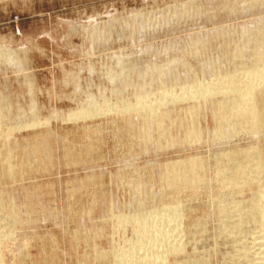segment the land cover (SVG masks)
Here are the masks:
<instances>
[{
  "label": "rangeland",
  "instance_id": "1",
  "mask_svg": "<svg viewBox=\"0 0 264 264\" xmlns=\"http://www.w3.org/2000/svg\"><path fill=\"white\" fill-rule=\"evenodd\" d=\"M239 1H241V4ZM250 1L254 6H251ZM250 1L244 0L246 3H243V0H0V112H2L0 113V133H12L7 137L0 136V157L4 156L6 151H12L10 162L12 158L16 157V159H12L14 161L11 164L13 163V167H18L10 169L9 173L12 174L8 177L6 176L8 172L4 173L5 176L0 175L3 178L0 177V226L4 227H0V233L8 234L3 239L0 235L2 264H116L114 260L117 253L121 254L122 251H126L129 244L135 241L134 226L130 225L132 221L128 224V220H123V218L130 217L137 210L138 216L140 213H146V211L147 213L157 210L160 212L170 198L168 199L166 196L165 198L162 194H159L161 193L160 189L165 185L163 181L161 184L160 180L162 178L159 169L161 166L171 164V162L188 158L206 159V177L213 182V184L211 182V190L202 186L180 191V196L177 195L176 198L180 199L179 216L182 214V218L178 217L176 221L174 219L173 221L168 219V222L162 221L164 223L172 222L169 223L170 227L164 223L161 224L162 226L158 224L159 219L155 221L152 219L151 224H155L157 221V225L155 224L157 227L166 225V230L165 227L163 228L166 232H168L167 227L169 231L172 230L168 234L171 235L170 233H172L174 236L170 237H174L173 239H178L176 228L173 227V225H178V222L183 225L180 224L183 229L194 222L206 227L211 233L215 234L202 256L204 259L211 257L209 260L212 261V264H234L236 259H239L238 257L242 261V257L239 256L242 253H236V250L234 251L229 246L230 242V245H232L233 242L237 241L241 247H247L251 252L254 250L251 255L259 253L258 248L261 247H257L254 244V239L252 240L254 236L256 237V233L252 236L250 234L253 233L240 234L237 232V238L235 233L233 236L231 235L232 237L230 235L228 238L223 237L221 234L216 233L219 231L217 229L220 226L219 222L213 218L208 219L206 215L208 212L206 211H208V206L212 205L213 197L226 190L221 184L222 179L217 177V180L216 178L218 162H222V160L216 162L214 161L215 158L230 151L245 152L251 147H256L255 150L258 155L264 157V119L255 127L257 129L254 128L252 132L248 129L246 131L245 129H239V134L237 132L233 134V137L231 135L232 139L228 137L214 140L216 135L214 132L218 127V122H215L214 116H212L210 109L206 108V105L202 106V109L200 108L199 117H195L193 121V118L191 119V116L185 110H182L183 108L186 109V103L177 102L178 105H175L174 108V104L168 102L170 94L174 97L177 96L176 93L182 94L181 91L184 89L183 86L186 85V82L188 86L186 85L185 88H189L194 84L202 88L204 85L206 87V84L208 86V82L220 81V77L223 78L231 72L234 73L237 71L236 66L240 73L239 67H241V64L239 66L238 64L245 59L250 61L253 58V53L249 50L245 54L242 53L241 56L240 54H234L232 51L237 41V45L240 47L244 44V38L242 39L243 42L239 40H241V36L245 37V33H249V43L251 45H259L262 42L261 45L263 46L261 47H264V34L262 33V30H264V1L257 2L253 0L254 3L252 0ZM188 3L194 11H191L188 7ZM232 3L236 6H232ZM184 4L186 8H189L190 14L184 8ZM177 5H183V7L181 6L184 8L183 12L179 9L181 7ZM240 6L243 8H240ZM195 8L198 10L202 8V10L195 11ZM250 9L251 11H249ZM172 11L176 13L173 15L171 14ZM191 13H195V16ZM163 14H165V18ZM156 17L158 19L162 18L158 20ZM169 17L170 19H167ZM142 18H144L143 21ZM145 20H147V24ZM153 20L155 24H153ZM167 22H170V24ZM142 23L145 24L144 27L149 26H146V29L150 28V32L145 31L144 27L142 29ZM153 25L154 27H151ZM225 31L226 33L223 34ZM234 32L236 34L232 35ZM222 34L227 36L224 37ZM212 39H219V42ZM226 40L227 44L229 43L228 46L222 42H226ZM201 41H207L208 45H205L204 48L203 45L206 43L204 42L201 45ZM216 42L217 44H215ZM194 44L196 46L192 47ZM208 46L210 48H206ZM199 47L202 48L200 51ZM213 47L215 50H213ZM190 49H193V52ZM227 51H229L228 54ZM256 51L260 53L263 50L256 49ZM4 52H6V55ZM232 53L234 55H231ZM246 53L249 59L245 56ZM229 56L233 58L227 60L229 61L227 62L226 59H230ZM173 58H181L182 64H180L179 59L171 60ZM184 60L185 63H183ZM209 60L212 62H209ZM157 63L158 65L162 63L159 66L164 67L165 70L158 67ZM229 63L235 64L228 68L231 66ZM210 65L215 70L209 69ZM154 66L157 68H154ZM143 68L145 72H142ZM202 69H205V71L207 69V71L205 72ZM232 69L235 71H232ZM151 70L155 71L152 72ZM187 70H190V72ZM202 71L205 74H202ZM213 71L221 73H219L220 76L217 77V80L216 75H214L217 72L214 73ZM163 72H165V76ZM185 73H187V78ZM208 73H213V76ZM167 74L168 76H166ZM174 74L177 75L174 76ZM153 76L156 81L153 80ZM237 76L241 77L242 75L237 74ZM162 77L167 79L164 80ZM192 77L197 78L198 81ZM160 78L162 82L159 80ZM172 78H176V81ZM177 78L180 79L182 85L184 84L183 86ZM242 78L243 76L240 79ZM187 79L190 81L188 82ZM193 80L194 83H192ZM157 81L160 83H157ZM202 81L204 84L201 85ZM142 82L146 84L143 85ZM176 83L179 86H176ZM141 99H144L142 102H147V104L154 103L156 100H165L170 109L174 108L171 111L169 109L171 115L167 116L166 114L165 118L161 117L163 120L161 119L160 124L162 125L159 129L156 126L154 129L151 128L152 131H150V134L148 133L149 136L141 133L144 123L142 119L138 118V113H134V111L126 112L128 108L139 105ZM261 106H264L263 103L259 105V107ZM125 107L126 109H124ZM95 108L104 110L103 115L95 114L92 116L93 118L89 117L87 119L86 117L77 120L69 117L71 114L78 113L83 109L92 110ZM110 108L111 110H108ZM114 108L115 111L112 110ZM183 117L186 118L187 122L185 121V123L189 127L181 123ZM8 120L9 122H7ZM30 124L33 128L31 126L30 128H28L29 126L25 127V125ZM32 124L37 125L38 128ZM15 125L23 128L17 129ZM190 127H192L191 129L195 128L193 131L199 130L198 132H200L202 130V133L200 132L202 136L199 135V140L194 139V141L191 137L189 138L188 135L190 134L188 133H190V130L188 129ZM47 134L50 136H47ZM43 138L47 145H44ZM49 138L51 141H49ZM36 140L41 143V146L44 145V148H39L34 157L32 154H28L29 152H24L26 150L24 148L28 147L25 146L26 144H30L29 147L33 146ZM175 140L176 142H174ZM159 145L162 146L159 147ZM64 151H67V153H64ZM221 156L219 157L223 158ZM209 157H213L212 160L211 158L209 160ZM85 160L87 161L85 162ZM21 163L27 167H20L22 166ZM225 163L227 164L226 161ZM215 164H217V167ZM220 189L224 190L219 191ZM137 190L141 192H137ZM138 194L141 197L140 199L145 198L142 197L144 195H157V197H150V202L146 203V207H142L144 211L139 212L141 208L137 206V203L135 205V202L140 200ZM227 194L228 192H225L223 197L227 198ZM228 198L225 201H228ZM243 199L246 198H240V200ZM163 203L164 205H162ZM10 206L15 208L16 213H19L17 215H20L18 217L20 224L16 222L14 226L9 225L7 214H4V212H8ZM28 212L34 214L29 215ZM118 217L127 223L120 222L121 220ZM216 235H219V237ZM232 239L237 240L233 241ZM261 249L264 250V247ZM189 252L191 254L189 253L184 259L189 260L199 257V255L192 253V248L189 249ZM233 252L236 254L233 255ZM92 253L94 254L91 255ZM101 253L107 255H100ZM236 255L238 256L236 257ZM254 256L252 257L254 258ZM231 257L236 259L233 260ZM96 258L102 259L96 262ZM172 261V258L169 259V262Z\"/></svg>",
  "mask_w": 264,
  "mask_h": 264
},
{
  "label": "bare ground",
  "instance_id": "2",
  "mask_svg": "<svg viewBox=\"0 0 264 264\" xmlns=\"http://www.w3.org/2000/svg\"><path fill=\"white\" fill-rule=\"evenodd\" d=\"M210 1H213V0H210ZM246 1V0H245ZM250 1V0H249ZM255 1H261V0H255ZM264 0H262L263 2ZM234 2V1H233ZM238 2V1H237ZM253 2V0H252ZM239 3L241 4V1H239ZM243 3H246L244 2L243 0ZM242 3V5H243ZM251 3V1H250ZM254 3V2H253ZM189 4V8H190V3ZM229 5L231 3H228ZM248 4V2H247ZM252 4V3H251ZM179 5V4H178ZM177 5V6H178ZM211 5V4H210ZM228 5V6H229ZM250 5V4H248ZM256 5V4H255ZM183 7V5H181ZM181 6H178V7H181ZM199 6V5H198ZM232 6H236V5H233L232 3ZM251 6H254L253 4ZM259 6V5H258ZM257 6V7H258ZM175 7V6H174ZM179 8L181 12H183V9L186 8V5L184 4V8ZM192 7L194 8V6L192 5ZM242 6H240L241 8ZM264 7V5H263ZM189 8H186L187 10ZM199 8V7H198ZM206 8V7H205ZM208 8V7H207ZM232 8V7H231ZM243 8V7H242ZM260 8V7H258ZM174 9V8H172ZM170 9V10H172ZM176 9V7H175ZM178 9V8H177ZM178 9V10H179ZM191 9V8H190ZM220 9V8H219ZM233 9V8H232ZM231 9V10H232ZM238 9V8H237ZM245 9V8H244ZM249 9V7H248ZM187 10H184L185 12ZM200 10V9H199ZM197 8H195V11H199ZM202 10V8H201ZM200 10V11H201ZM179 11V12H180ZM191 11H194L191 9ZM204 11V10H203ZM235 11V10H233ZM239 11V10H238ZM251 11V9L249 10ZM262 11V10H261ZM167 13V11H165ZM176 12L178 13V11L176 10ZM176 12H171V14L174 15V13ZM184 12V13H185ZM189 12V10L187 11ZM245 12V10H244ZM258 12V11H257ZM256 12V13H257ZM260 12V11H259ZM168 13H170L168 11ZM196 13V12H195ZM194 13V14H195ZM198 13V12H197ZM190 14V12H189ZM193 13H191L192 15ZM193 14V15H194ZM203 14V13H202ZM152 15V14H151ZM162 15V14H161ZM160 15V16H161ZM164 15V18H165V14ZM179 15V14H177ZM184 15V14H183ZM188 16V14H186ZM185 15V16H186ZM169 16V14H168ZM176 16V15H175ZM182 16V15H181ZM190 16V15H189ZM195 16V15H194ZM154 17V16H152ZM158 17V16H157ZM156 17V18H157ZM172 17V16H171ZM174 17V16H173ZM178 17V16H177ZM176 17V18H177ZM183 19H185L184 16H182ZM193 17V16H192ZM150 18V17H148ZM155 18V17H154ZM162 17H160L161 19ZM127 19V18H126ZM144 18H142L141 20L143 21ZM147 19V18H146ZM158 19V18H157ZM158 19V20H160ZM167 19H170L167 18ZM180 19V18H178ZM177 19V21H178ZM182 19V18H181ZM180 19V20H181ZM140 20V21H141ZM149 20V19H148ZM156 20V19H155ZM164 20V19H163ZM122 21V20H121ZM138 21V20H137ZM139 21V22H140ZM141 21V22H142ZM146 24H147V20H145ZM154 21V20H153ZM152 21V22H153ZM157 21V20H156ZM175 21V19H174ZM138 22V23H139ZM152 22H151V25H152ZM159 22V21H158ZM157 22V23H158ZM160 22H164V21H160ZM171 22H172V18H171ZM135 23V21H134ZM168 23V22H167ZM119 24V22H118ZM149 24V23H148ZM153 24H155V21L153 22ZM160 24V23H158ZM166 24V23H165ZM163 24V25H165ZM170 24V22L168 23ZM177 24V23H176ZM123 25V24H122ZM139 25V24H138ZM143 26L142 29H146V25L144 27L145 24L142 23ZM150 25V24H149ZM167 25V24H166ZM162 26V24H161ZM140 27V26H139ZM144 27V28H143ZM149 27V26H148ZM151 27H154L151 26ZM156 27V26H155ZM160 28V26H158ZM165 27V26H164ZM162 28V27H161ZM260 28V27H259ZM262 28V27H261ZM115 29V28H114ZM119 29V27H118ZM141 29V30H142ZM150 29V28H149ZM145 30V31H148L150 32V30ZM156 29V28H155ZM158 29V28H157ZM116 30V29H115ZM154 30V29H152ZM253 30V29H252ZM255 30V29H254ZM259 30V29H258ZM144 31V32H145ZM141 33V32H140ZM225 32H223V34H225ZM258 33V32H257ZM260 33V32H259ZM262 33L264 34V30H262ZM222 34V36H224ZM236 33H232V35H235ZM242 34V33H240ZM239 34V35H240ZM213 35V34H212ZM229 35V34H228ZM238 35V34H237ZM244 35V34H243ZM256 35V34H255ZM219 36V34H218ZM227 35H225L224 37H226ZM231 36V35H230ZM229 36V37H230ZM260 36V35H259ZM223 37V38H224ZM234 37H237V36H234ZM257 37V36H256ZM244 38V44L240 47L239 45H237L238 43V39L235 41L236 44L235 46H233L234 50L233 53L234 54H241L244 53L249 50L251 51V53H253V58L250 59V61L246 60L245 57H243L245 60L244 61H248V62H244V61H241L242 63H239L238 66L240 65L241 67L240 68V73L238 72L239 70L237 69L238 67L236 66V70L235 71L234 69H232V71L234 70L235 72H231V74L229 73H226V74H229L228 76L225 75L226 77H223L221 78L220 77V81L216 82L214 81L209 83L208 82V86L206 84V87L205 85L201 88L199 86H196V84L194 85H189L190 87H186L188 89L185 88V86L187 84V82L185 83L186 85H182V82L180 81L179 78V81L181 82V85L184 87V89H182V94H177L176 97H174L173 93L171 96H169V99H166V100H169L168 102H171L170 104H174V108L176 107L175 105H178L177 102H180V103H186L185 107L186 109H182V110H185L186 113L191 116V119L194 121L195 117H199L198 116V113H199V110L202 106L206 105V108L208 107L210 109V112L212 113V116H214L213 118H215V122L217 121L218 123V127L216 128V132H214L216 135H215V139L216 138H219V140L221 139H225V138H231V135L233 137V134L237 133L239 134V129H245V131L248 129V131L251 130H254V128L260 123V121L262 119H264V106H261L259 107V105L261 103H263L264 105V47H261L263 45L262 42L261 44L257 45H251L249 43V33H245V37H242L241 36V40L239 41H242V39ZM216 39V38H215ZM215 39H212L213 41H217L219 42L218 40H215ZM220 39L222 40V38L220 37ZM240 39V38H239ZM261 39V38H260ZM263 39V38H262ZM220 40V41H221ZM224 40V39H223ZM259 40V39H258ZM257 40V42H258ZM229 41V40H228ZM196 42V41H195ZM193 42V43H195ZM206 44L203 45V47L205 45H208L207 41H204ZM203 41H201V45L202 43H204ZM209 42V41H208ZM217 42L215 44H217ZM224 43H226V45L228 46L227 44V40L226 42L225 41H222ZM234 42V40H233ZM243 42V41H242ZM197 43V42H196ZM213 44V42H211ZM264 43V42H263ZM210 44V42H209ZM233 44V43H232ZM193 45V44H192ZM234 45V44H233ZM237 45V46H236ZM188 46V45H187ZM196 45L194 44V46L192 47H195ZM199 46V45H197ZM215 46V45H214ZM218 46H221V45H218ZM202 47V46H201ZM216 47V46H215ZM226 47V46H224ZM3 48V47H2ZM185 48V46L183 47V49ZM188 48V47H187ZM205 48V47H204ZM203 48V49H204ZM206 48H210L209 46L206 47ZM214 48V47H213ZM228 48V47H226ZM5 49V48H4ZM195 49V48H194ZM200 48L199 47V51H200ZM221 49V48H220ZM229 49V48H228ZM256 49H262L263 51L260 52V53H257ZM7 50V49H6ZM5 50V51H6ZM191 50V49H190ZM193 50V49H192ZM191 50V52H193ZM215 50V48L213 49ZM212 50V51H213ZM217 50V49H216ZM222 50V49H221ZM8 51V50H7ZM6 51V52H7ZM10 51V49H9ZM225 51V50H224ZM230 51V50H229ZM227 51V54L228 52ZM6 52L5 55H6ZM12 52V51H11ZM197 52V51H196ZM221 52V51H220ZM4 53H3V56H4ZM13 53V52H12ZM195 53V52H194ZM226 53V52H224ZM231 54V55H234V54ZM248 53V52H247ZM247 58H248V55ZM222 54V53H221ZM11 55H14V54H11ZM226 55V54H225ZM230 55V56H231ZM243 55V54H242ZM223 56V54H222ZM229 56V57H230ZM238 56V55H237ZM8 57V56H7ZM11 58V56H9ZM228 57V56H227ZM140 58V57H139ZM222 58V57H221ZM220 58V59H221ZM224 58V56H223ZM231 58L233 57H230L229 58H225L226 61L227 60H232ZM235 58V57H234ZM9 59V58H8ZM135 59V58H134ZM179 58H173L171 60H177ZM181 59V58H180ZM179 59V61H180ZM185 59V58H184ZM249 59V58H248ZM12 60V59H11ZM137 60V59H136ZM170 60V61H171ZM201 60V59H199ZM10 61V60H9ZM140 61H142L140 59ZM208 61V60H207ZM220 61V60H219ZM223 61V60H221ZM235 61V60H234ZM237 61V59H236ZM240 61V60H239ZM149 62V61H148ZM155 62V61H154ZM153 62V64H155ZM169 62V60H168ZM168 62H165V63H168ZM181 62V61H180ZM179 62V63H180ZM191 62V61H190ZM204 62V61H203ZM206 62V61H205ZM209 62H212L209 60ZM208 64H211L209 63ZM225 62V61H224ZM229 62V61H227ZM226 62V63H227ZM244 62V63H243ZM138 63V62H137ZM143 63V62H141ZM140 63V64H141ZM151 63V61H150ZM171 63V62H170ZM183 63H185V60L183 61ZM194 63V62H193ZM202 63V62H201ZM200 63V64H201ZM220 63V62H219ZM223 63V62H222ZM148 64V63H147ZM182 64V62L180 63ZM179 64V65H180ZM188 62L186 63V66H187ZM207 64V62H206ZM214 64H215V61H214ZM221 64V63H220ZM230 64V63H229ZM235 64V63H234ZM234 64H230L231 66H227L228 68L234 66ZM128 65V64H127ZM158 65V63L156 64ZM155 65V66H156ZM159 65H162L159 64ZM158 67H162V66H159ZM184 65V64H183ZM193 65V64H192ZM212 65V64H211ZM210 65L209 69L211 68V70H215L214 67L212 68ZM223 65V64H222ZM149 66V64H148ZM154 68H157L155 67ZM164 66V64H163ZM170 66V65H169ZM190 66V64H189ZM195 66V65H194ZM204 66V65H203ZM206 66V65H205ZM216 66V65H214ZM140 67V66H139ZM142 67V66H141ZM151 67V66H150ZM202 67V66H201ZM164 68V67H162ZM171 68V67H170ZM178 68V67H176ZM205 68V67H203ZM217 68V66H216ZM234 68V67H233ZM175 69V68H174ZM145 69L143 68V71L142 72H145L144 71ZM156 70V69H155ZM154 70V71H155ZM165 70V68L163 69ZM167 70V69H166ZM192 70V69H191ZM196 70V69H194ZM199 70V69H198ZM203 70V69H202ZM230 70V69H229ZM152 71V70H151ZM152 71V72H154ZM160 71V70H159ZM173 71V69H172ZM190 72V70H187ZM205 71V69L203 70ZM202 71V72H203ZM207 71V69H206ZM205 71V72H206ZM218 71V70H217ZM216 71V72H217ZM228 72V70H226ZM231 71V70H230ZM131 72V70H130ZM140 72V71H139ZM187 72V73H189ZM196 72V71H195ZM205 72H203L202 74H205ZM210 72V70H209ZM214 73H216L215 71H213ZM238 72V73H237ZM156 73V72H155ZM160 73V72H159ZM165 72H163V75H164ZM170 73V72H169ZM174 73V72H173ZM179 73V71H178ZM187 73L186 74V78H187ZM220 73V72H219ZM218 72L214 75H216V80H217V77L220 76ZM22 74V73H21ZM162 74V73H160ZM190 74V73H189ZM198 74V73H197ZM196 74V75H197ZM209 75H212L213 76V73H208ZM237 74L239 75H242L243 78L240 79ZM153 75V74H151ZM177 75V74H174V76ZM222 75V76H224ZM155 76V75H154ZM153 76V80H155L156 78ZM165 76V75H164ZM168 76V74L166 75ZM198 76V75H197ZM195 76V77H197ZM105 77V76H104ZM140 77V76H139ZM160 77V76H159ZM180 77V76H178ZM141 78V77H140ZM152 78V77H151ZM158 78V77H157ZM164 78V80H166L167 78L166 77H162V79ZM193 78V77H192ZM145 79V77H144ZM169 79V78H168ZM173 80H175L174 78H172ZM194 80H197V78H193ZM215 79V78H214ZM152 80V79H151ZM161 81V78L159 79ZM158 80V81H159ZM186 80V79H185ZM188 80V79H187ZM194 80L192 83H194ZM213 80V78H212ZM211 80V81H212ZM156 81V80H155ZM157 83H160L158 82ZM176 81V80H175ZM178 81V82H179ZM190 80H188L189 82ZM192 81V80H191ZM198 81V80H197ZM162 82V81H161ZM171 82V81H170ZM172 83V82H171ZM143 84V82H142ZM146 83H144L143 85H145ZM174 84V83H173ZM180 84V83H178ZM190 84V83H189ZM204 84L203 81L201 82V85ZM26 85V84H25ZM69 85V84H68ZM142 85V86H143ZM158 85V84H157ZM176 86H179L177 85V83L175 84ZM198 85V83H197ZM140 86V87H142ZM180 86V87H182ZM144 87V86H143ZM182 87V88H183ZM145 89V87H144ZM144 89H141V90H144ZM181 90V89H180ZM258 90V91H257ZM141 93V92H140ZM143 94V93H142ZM200 96V97H199ZM94 98V96H93ZM3 99V98H2ZM4 100V99H3ZM8 101V100H7ZM128 101V100H127ZM135 101V100H134ZM144 101V99H141V102L139 101V105H135V107H132V108H128V110H124L126 112H129V111H134V113H138V118L142 119L143 123H144V128H141L143 129V131L141 133H145V135H148V133L150 134V131H152L151 128L154 129V127H158V129L161 127L162 124H160V122L163 120L161 117H164L165 118V115L167 114V116L170 114L171 115V110H174V108L170 109L166 103H165V100H156L154 101V103L152 102H148L149 104L144 103L142 102ZM149 101V100H148ZM164 101V102H163ZM129 102V101H128ZM4 103V102H3ZM9 103V102H8ZM108 103V102H107ZM125 103V102H124ZM169 105V104H168ZM115 106V105H114ZM129 106V105H128ZM134 106V105H133ZM181 106V104H180ZM183 106V105H182ZM112 107V106H111ZM173 107V105H172ZM2 108V107H1ZM10 108H12L10 106ZM100 108V106H99ZM205 108V107H204ZM207 108V109H208ZM90 109V108H89ZM89 109H83L82 111H79L78 113H74V114H71L69 117L77 120L79 118H86L87 119L90 117V118H93L92 116H94L95 114H102L104 113V110H99V109H92V110H89ZM105 109V108H104ZM107 109V108H106ZM120 109V108H119ZM126 109V107L124 108ZM170 109V111H169ZM202 109V108H201ZM11 110V109H10ZM108 110H111L108 109ZM113 111H115V108L112 109ZM179 110V109H178ZM107 111V110H106ZM202 111V110H201ZM15 112V111H14ZM34 112V111H33ZM170 112V113H169ZM173 112V111H172ZM2 113V112H0ZM111 113V112H110ZM121 113V112H120ZM176 113V112H175ZM201 113V112H200ZM36 114V113H35ZM107 114V113H106ZM105 114V115H106ZM178 114V113H177ZM181 114V113H179ZM11 115V114H10ZM121 115V114H120ZM175 115V114H174ZM2 116V115H1ZM101 116V115H100ZM99 116V117H100ZM113 116V115H112ZM176 116V115H175ZM179 116V115H178ZM117 117V116H116ZM186 117V116H185ZM125 118V116H124ZM132 118V117H130ZM137 118V119H138ZM181 118V117H180ZM71 119V120H73ZM139 119V120H140ZM162 119V120H161ZM171 119V118H170ZM190 119V120H191ZM10 120V119H9ZM9 120L7 122H9ZM125 120V119H124ZM191 120V121H192ZM74 121V120H73ZM169 121V120H168ZM180 121V120H178ZM185 121L187 122L186 118H182L181 119V123H183L184 125L186 124ZM171 122H173V120H171ZM170 122V123H171ZM189 122V121H188ZM3 123V122H2ZM37 123V122H36ZM132 123V122H131ZM169 123V124H170ZM180 123V124H181ZM193 123V122H192ZM38 124V123H37ZM178 124V123H177ZM182 124V125H183ZM3 125V124H2ZM34 125V124H32ZM164 125V124H163ZM196 125V124H195ZM1 126V125H0ZM29 126L28 128H30L31 124L30 125H25V127ZM35 126V125H34ZM188 125L186 124V127ZM193 126V125H192ZM24 127V128H25ZM37 127V125L35 126ZM135 127V126H133ZM189 127V126H188ZM15 128H23V127H17L15 125ZM31 128H33V126H31ZM38 128V127H37ZM192 127H190V135L189 138L191 137L193 140L197 139L199 140L200 139V132H198L199 130L197 131H193L195 130V128L191 129ZM13 129V128H12ZM16 129V130H17ZM35 129V128H34ZM173 129V128H172ZM257 129V128H255ZM11 130V129H9ZM9 130H6V131H9ZM129 130V129H128ZM132 130V128H131ZM5 131V130H4ZM18 131V130H17ZM20 131V130H19ZM26 131V130H25ZM57 131V130H56ZM139 131V130H138ZM159 131V130H158ZM247 131V132H248ZM3 132V131H2ZM140 132V131H139ZM162 132V131H161ZM242 132V131H240ZM250 132V133H251ZM254 132V131H253ZM155 133V132H154ZM163 133V132H162ZM202 133V132H201ZM244 133V132H243ZM257 133V131H256ZM12 133H8V132H3V133H0V136L3 137V136H8V135H11ZM24 134V133H23ZM28 134V133H27ZM50 134V133H49ZM47 134V136L49 135ZM54 134V133H53ZM90 134V133H89ZM161 134V133H160ZM207 134V133H206ZM213 134V133H212ZM258 134V133H257ZM200 135V136H199ZM36 136V135H35ZM46 136V135H45ZM43 136V137H45ZM50 136V135H49ZM139 136V135H138ZM141 136V135H140ZM149 136V135H148ZM162 136V135H160ZM179 136V135H178ZM187 136V137H188ZM236 136V135H234ZM240 136V135H239ZM257 136V135H256ZM12 137V136H11ZM105 137V136H103ZM165 137V136H164ZM5 138V137H4ZM3 138V139H4ZM14 138V137H13ZM12 138V139H13ZM32 138V136H31ZM53 138V137H52ZM95 138V137H94ZM136 138V137H135ZM141 138V137H140ZM143 138V137H142ZM155 138V137H154ZM160 138V137H158ZM177 138V137H176ZM6 139V138H5ZM8 139V138H7ZM36 139V138H35ZM34 139V140H35ZM50 139V138H49ZM166 139V138H164ZM168 139V138H167ZM171 139V138H169ZM180 139V138H179ZM191 139V140H192ZM232 139V138H231ZM9 140V139H8ZM6 140V141H8ZM43 143L44 145L46 144V141H44L45 139L43 138ZM48 140V139H47ZM163 140V139H162ZM174 140V139H173ZM28 141V140H27ZM33 141V140H32ZM41 141V140H39ZM51 141V139L49 140ZM140 141V140H139ZM144 141V140H143ZM195 141V140H194ZM193 141V142H194ZM218 141V140H217ZM62 142V141H61ZM159 142V141H158ZM157 142V143H158ZM176 142V140L174 141ZM220 142V141H219ZM1 143V142H0ZM64 143V142H63ZM67 143V142H66ZM170 143V142H169ZM190 143V142H189ZM192 143V141H191ZM196 143V142H194ZM12 144V143H11ZM193 144V143H192ZM10 145V144H9ZM15 145V144H13ZM11 145V146H13ZM30 145V144H29ZM28 144H26L25 146H28L27 148H24V152H29L28 154H32L34 157L36 156V153L39 151V148L43 147L41 146V143L38 142V140H36V143L29 147ZM47 145V144H46ZM51 145V144H50ZM144 145V143H143ZM157 145V144H156ZM5 146V145H4ZM69 146V145H68ZM158 146V145H157ZM162 146V145H161ZM159 145V147H161ZM171 146V145H170ZM174 146V145H172ZM178 146V145H177ZM7 147V146H6ZM17 147V146H16ZM15 147V148H16ZM77 147V146H76ZM152 147V146H151ZM44 148V147H43ZM47 148V147H46ZM69 148V147H68ZM85 148V147H84ZM167 148V147H166ZM250 148V147H248ZM256 147H251L250 149H247L245 152H238L237 150L235 151H230V152H227V153H224L222 154L223 158H220L219 156H217V158H215L214 161H219V160H222L221 164L220 162H218V167L216 166L217 164H215V166L217 167V175H216V178L219 177V179L221 178L222 179V185L226 188V190L224 189H220L219 191L221 190H224L225 192H228L227 194V198L229 199L228 201H225L227 200V198L223 197L224 195V191H221L222 193H219L218 195H215L213 197V200H212V205L208 206V212L206 215L208 217V219H215V221L217 220L219 222V225L218 226V232H216L217 234H221V236L223 237H227L230 235V237H232L235 233V235L237 234V232H239L240 234H250V233H253V234H250V235H254V233H256V237L254 236L252 238V240L254 239V244L257 246V247H264V178L262 179V176L264 174V157H261L260 155H258L257 151L255 150ZM42 149V148H41ZM51 149V148H50ZM83 149V148H82ZM81 149V150H82ZM86 149V148H85ZM133 149V148H132ZM140 149V148H139ZM160 149V148H159ZM257 149V148H256ZM8 150V149H6ZM14 150V149H13ZM16 150V149H15ZM18 150V149H17ZM44 150V149H43ZM47 150V149H46ZM66 150V149H65ZM69 150V149H67ZM75 150V149H74ZM84 150V149H83ZM166 150V149H165ZM3 151V150H2ZM1 151V152H2ZM10 151V150H9ZM9 151H6L5 152V155L0 157V175H4V173L6 174L8 172V174L6 175L7 177L12 174V173H9V170L10 169H13L14 167L12 166L11 162L14 161L12 159H16L15 158H12L11 159V162H10V154L11 152ZM23 151V150H22ZM20 151V152H22ZM70 151V150H69ZM132 151V150H131ZM19 152V153H20ZM55 152V151H54ZM67 153V151H64V153ZM87 152V151H86ZM147 152V151H146ZM259 152V151H258ZM13 153V152H12ZM223 153V152H222ZM90 154V153H89ZM14 155V154H13ZM40 155V154H39ZM81 155V154H80ZM12 156V155H11ZM44 156V155H43ZM70 156V155H69ZM85 156V155H84ZM40 157V156H39ZM48 157V156H47ZM216 157V156H215ZM24 158V157H23ZM211 157H209V160H210ZM213 158V157H212ZM211 158V160H212ZM46 159H49V158H46ZM51 159V158H50ZM67 159V158H66ZM88 159V158H87ZM56 160V159H55ZM76 160V159H75ZM80 160V159H79ZM38 161V160H37ZM46 161V160H45ZM51 161V160H50ZM87 160H85L86 162ZM227 162V164L224 162ZM23 162V161H22ZM40 162V161H39ZM38 162V163H39ZM59 162V161H58ZM68 162V161H67ZM66 162V163H67ZM81 162H82V159H81ZM97 162V161H96ZM211 162V161H209ZM208 162V163H209ZM215 162V163H216ZM29 163V162H28ZM27 163V164H28ZM56 163V162H55ZM22 166H19L20 167H23L25 165H23V163H21ZM36 164V163H35ZM34 164V165H35ZM51 164V163H50ZM68 164V163H67ZM91 164V163H90ZM221 164V165H220ZM15 165V163H14ZM33 165V164H32ZM75 165V163H74ZM42 166V165H41ZM17 167V166H16ZM15 167V168H16ZM27 167V166H25ZM30 167V166H29ZM28 167V168H29ZM70 167V166H69ZM18 168V167H17ZM45 168V167H44ZM59 168V167H58ZM160 168V167H159ZM33 169V168H32ZM42 169V168H41ZM20 170V169H19ZM31 170V169H30ZM29 170V172H30ZM50 170V169H49ZM216 170V169H215ZM14 171V170H13ZM28 171V170H27ZM43 171V170H42ZM46 171V170H45ZM206 171H207V161L206 159H203V158H188L186 160H181V161H176V162H171V164H168V165H165V166H161V168L159 169V172H160V177L162 178L161 181V184H162V181L165 183L164 187L162 186V189L161 190V193L159 194H162L163 197H168L169 201L167 204H165V206L162 208V210H160V212L157 210V211H150L147 213H144V214H141L140 213V217L137 215L138 214V210L136 212H134V214H131L130 217H126V218H123V220H128V224H131L130 225H133L131 227H133V233H134V236H135V241L131 242L128 246V249L126 251H120L121 254H118L116 255V259L114 260L116 264H212V261L209 260V259H204L203 258V252L204 250L206 249V247L209 246V243L212 242L213 240V235L215 233H211L206 227H203L202 225H199L198 223L194 222V223H191L187 228H181V223L178 222V225L176 224L175 226L173 225V227L176 228V235L178 237V239H173L174 237H170L172 236L173 234L170 233L171 235L168 234V232L172 231V230H168V227H167V231L166 232V225H169L170 223V219H174V221L178 220V217L182 218L181 215L179 216V212H180V209H181V204L178 200L177 195L180 196V191L182 190H187V189H194L196 187H206L208 190L210 189L211 187V182L208 178L206 177ZM36 172V171H35ZM120 172V171H119ZM118 172V173H119ZM136 172V171H135ZM129 173V172H128ZM41 174V173H40ZM49 174V173H48ZM216 172L214 173V176H215ZM33 175V173H32ZM31 175V177H32ZM44 175V174H42ZM47 175V174H46ZM127 175V173H126ZM155 175V174H154ZM5 176V175H4ZM3 176V177H4ZM12 176V175H11ZM2 178V176H0ZM34 177V176H33ZM117 177V176H116ZM119 177H120V174H119ZM143 177V176H142ZM151 177V176H150ZM6 178V177H5ZM11 178V177H9ZM16 178V177H15ZM96 178V177H95ZM115 178V177H114ZM124 178V177H123ZM154 178V177H152ZM215 178V177H214ZM3 179V178H2ZM1 179V180H2ZM7 179V178H6ZM94 179V178H93ZM99 179V178H97ZM102 179V177H101ZM35 180V179H34ZM95 180V179H94ZM93 180V181H94ZM121 180V179H120ZM218 180V178H217ZM14 181V180H12ZM16 181V179H15ZM98 181V180H96ZM216 181V179H215ZM74 182V181H73ZM102 182V181H101ZM114 182V181H113ZM121 182V181H120ZM72 183V182H71ZM76 183V182H75ZM87 183V182H86ZM94 183V182H93ZM123 183V182H122ZM126 183V182H125ZM36 184V183H35ZM49 184V183H48ZM80 184V183H78ZM95 184V183H94ZM93 184V185H94ZM103 184V183H102ZM139 184V183H138ZM213 184V182H212ZM128 185V184H127ZM35 186V185H34ZM95 186V185H94ZM132 186H135V185H132ZM143 186V185H142ZM146 186V185H145ZM29 187V186H28ZM223 187V188H224ZM85 188V187H84ZM139 188V187H138ZM222 188V187H221ZM81 189V188H80ZM79 189V190H80ZM96 189V188H94ZM98 189V188H97ZM96 189V190H97ZM29 190V189H28ZM78 190V189H77ZM78 190V191H79ZM141 190V189H140ZM205 190V189H204ZM211 190V189H210ZM216 190V189H215ZM228 190V191H227ZM27 191V190H26ZM74 191V190H73ZM218 191V192H219ZM137 192H141L139 190H137ZM217 192V191H216ZM215 192V193H216ZM77 193V192H76ZM105 193V192H104ZM153 193V192H152ZM186 193V192H185ZM146 194V193H144ZM143 194V195H144ZM149 194V193H147ZM222 194V195H221ZM10 195V194H9ZM133 195V194H132ZM139 195V194H138ZM151 195V193H150ZM150 195H144L142 197H145V198H142L140 199V195H139V198L140 199L138 202H135V205L137 203V206L141 208V210H139V212L141 211H144L142 210V207H144L146 205L147 202H150L149 198L150 197H154L157 195H154V196H150ZM199 195V194H198ZM230 195V196H228ZM11 196V195H10ZM99 196V195H98ZM6 197V196H5ZM72 197V196H71ZM102 197V196H101ZM136 197V195H135ZM155 197V198H156ZM159 197V196H158ZM162 197V198H163ZM165 197V198H166ZM161 198V196H160ZM240 198H246V199H243V200H240ZM248 198V199H247ZM94 199V198H93ZM132 200V198H131ZM149 200V201H148ZM154 200V199H153ZM156 200V199H155ZM154 200V201H155ZM187 200V199H186ZM193 200V199H192ZM199 200V199H198ZM108 201V199H107ZM136 201V200H135ZM152 201V200H151ZM185 201V200H183ZM101 202V201H100ZM160 202V200H159ZM187 202V201H185ZM229 202V203H228ZM7 203V202H6ZM14 203V202H13ZM31 203V202H30ZM99 203V201H98ZM97 203V204H98ZM161 203V202H160ZM232 203V204H230ZM4 204V203H3ZM29 204V203H28ZM103 204V203H102ZM6 205V204H5ZM99 205V204H98ZM111 205V204H109ZM134 205V207H135ZM148 205V204H147ZM164 205V203L162 204ZM3 206V205H2ZM15 206V205H14ZM101 206V205H100ZM107 206V205H106ZM113 206V204H112ZM155 206V204H154ZM161 206V205H160ZM16 207V206H15ZM99 207V206H98ZM103 207V206H101ZM128 207V206H127ZM131 207V205H130ZM146 207V206H145ZM148 207V206H147ZM153 207V206H152ZM25 208V207H24ZM97 208V207H96ZM113 208V207H112ZM184 208V207H183ZM182 208V210H183ZM188 208V207H187ZM1 209V207H0ZM15 208H13L12 206L9 207V211H5L4 214H7V219L9 220V225H16V222H18L19 220V216L17 214L19 213H16L14 211ZM139 209V208H138ZM149 209V208H148ZM4 210V209H3ZM99 210V208H98ZM120 210V209H119ZM123 210V209H122ZM126 210V209H124ZM132 210V208H131ZM105 211H106V207H105ZM104 211V212H105ZM1 212V211H0ZM19 212V211H18ZM78 212V211H77ZM91 212V211H90ZM102 212V211H101ZM123 212V211H122ZM182 212V211H181ZM29 213V212H28ZM27 213V214H28ZM33 213V212H32ZM31 212L29 213L32 214ZM89 213V212H88ZM113 213V212H112ZM34 214V213H33ZM110 214V213H109ZM3 215V214H2ZM77 215V214H76ZM83 215V214H82ZM142 215V216H141ZM71 216V215H70ZM105 216V215H104ZM107 216V214H106ZM28 217V216H27ZM192 217V216H191ZM70 218V217H69ZM115 218V217H114ZM119 220H121L120 222L124 223L125 221H123L121 218L118 217ZM151 219V220H150ZM158 220V224H163L164 222H168V219L170 220L169 223H164L166 224L165 226V230L163 227H160V226H155V224L157 225V221L156 223L153 225L151 224V221L153 222V220ZM31 220V219H30ZM105 220V219H104ZM25 221V220H24ZM36 221V220H35ZM112 221V220H111ZM149 221H150V224H149ZM164 221V222H162ZM180 221V220H179ZM196 221V220H195ZM27 222V221H26ZM31 222V221H30ZM69 222V221H68ZM102 222V221H101ZM125 222V223H127ZM159 222H162V223H159ZM183 222V221H182ZM200 222V221H199ZM217 222V223H218ZM19 223V222H18ZM115 223V222H114ZM172 223V222H171ZM170 223V224H171ZM175 223V222H174ZM173 223V224H174ZM177 223V222H176ZM214 223V222H213ZM20 224V223H19ZM127 224V225H128ZM181 224V225H180ZM23 225V224H22ZM30 226V224H28ZM27 225V226H28ZM58 225V224H57ZM210 225V224H209ZM18 226V225H17ZM46 226V225H45ZM85 226V225H84ZM162 226V225H161ZM171 225H169L170 227ZM183 226V225H182ZM1 227V226H0ZM3 227V226H2ZM1 227V228H2ZM208 227V226H207ZM4 228V227H3ZM16 229V228H14ZM83 229V228H82ZM173 229V228H172ZM114 230V229H113ZM117 230V229H116ZM216 230V229H215ZM1 231V230H0ZM79 231V230H78ZM83 231V230H82ZM115 231V230H114ZM255 231V232H254ZM18 232V231H17ZM10 233V232H9ZM33 233V232H32ZM174 233V232H173ZM238 233V234H239ZM263 233V234H261ZM38 234V233H37ZM94 234V233H93ZM1 235V238H6V236L8 234L2 232L0 233ZM11 235V234H10ZM219 235H216L219 237ZM232 235V236H231ZM87 236H90V235H87ZM97 236V235H95ZM114 236V235H113ZM174 236V235H173ZM220 236V237H221ZM240 236V235H239ZM67 237V236H66ZM181 239H180V238ZM237 238V235L235 236ZM242 237V236H241ZM13 238V237H12ZM54 238V237H53ZM90 238V237H89ZM220 239V238H219ZM230 239V238H229ZM1 240V239H0ZM11 240V238H10ZM20 240V239H19ZM53 240V239H52ZM137 240V241H136ZM233 240V239H232ZM234 240H237V239H234ZM233 240V241H234ZM15 241V240H14ZM23 241V240H22ZM73 241V240H71ZM232 241V242H233ZM50 242V241H49ZM74 242V241H73ZM229 242V240H228ZM247 242V241H246ZM14 243V242H13ZM16 243V241H15ZM47 243V242H46ZM225 243V242H224ZM57 244V243H56ZM227 244V243H226ZM231 242L229 243V246H231L234 251L236 250V253L239 252L241 255L242 258V261L240 260V257H238L239 259L237 260L236 258V263L234 264H264V250H262L261 248H258L259 250V253H254V255H251V253L254 252H251V250L244 248V247H241L239 245V243L237 241L233 242L232 245H230ZM242 244V243H241ZM253 244V245H254ZM126 245V244H125ZM216 246V245H215ZM225 246V245H224ZM90 247V246H88ZM8 248V247H7ZM192 248V253H195V255H199V257L197 258H191L189 260L187 259H184L185 256H187L190 252H189V249ZM217 248V247H216ZM249 248V247H248ZM92 249V248H91ZM94 249V248H93ZM95 250V249H94ZM115 250V249H114ZM256 250V251H258ZM12 251V250H11ZM92 251V250H91ZM231 251V250H230ZM208 252V251H207ZM22 253V252H21ZM108 253V252H107ZM114 253V252H113ZM235 253V254H236ZM16 254V253H15ZM89 254V253H88ZM94 253H92L91 255H93ZM105 254V253H104ZM104 254H100V255H104ZM191 254V253H190ZM230 254V253H229ZM234 252H233V255H235ZM1 255V254H0ZM107 254H105L106 256ZM109 255V254H108ZM112 255V254H110ZM115 255V254H114ZM218 255V254H217ZM224 255V254H223ZM86 256V255H84ZM98 256V254H97ZM113 256V255H112ZM111 256V257H112ZM238 255H236L237 257ZM254 256V258L252 257ZM99 257V256H98ZM103 257V256H102ZM213 257V256H212ZM72 258V257H71ZM78 258V257H77ZM76 258V259H77ZM80 258V257H79ZM85 258V257H84ZM94 258V257H93ZM108 258V257H107ZM173 259L172 262H169V259ZM214 258H217V257H214ZM220 258V257H219ZM217 258V259H219ZM232 258V257H231ZM234 258V256H233ZM232 258V259H233ZM13 259V258H12ZM95 259V258H94ZM100 259V258H99ZM98 258H96V262L97 260H99ZM102 259V258H101ZM100 259V260H101ZM110 259V257H109ZM113 259V258H112ZM233 259V260H235ZM3 259L1 258L0 256V264H2V261ZM105 260V258H104ZM213 260V258H212ZM215 260V259H214ZM229 260V259H228ZM231 260V259H230ZM232 260V261H233ZM240 260V261H239ZM103 261V260H102ZM19 262V261H18ZM86 262V261H85ZM234 262V261H233ZM217 263V261H216Z\"/></svg>",
  "mask_w": 264,
  "mask_h": 264
}]
</instances>
